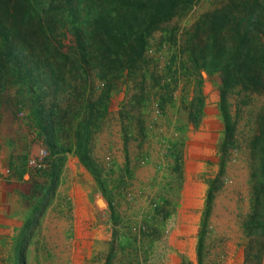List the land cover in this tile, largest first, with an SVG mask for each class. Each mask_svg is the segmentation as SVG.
Segmentation results:
<instances>
[{
	"label": "rangeland",
	"instance_id": "374dc122",
	"mask_svg": "<svg viewBox=\"0 0 264 264\" xmlns=\"http://www.w3.org/2000/svg\"><path fill=\"white\" fill-rule=\"evenodd\" d=\"M236 1L43 0V264L264 260L249 224L259 178L249 164L253 109L234 100L239 149L203 228L225 124L221 75L198 69L191 52L198 35L217 37V17ZM73 4L97 36L84 49ZM6 5L0 264H42V0ZM108 10L115 17L102 33L94 21ZM255 99L257 114L264 94Z\"/></svg>",
	"mask_w": 264,
	"mask_h": 264
},
{
	"label": "trees",
	"instance_id": "16d2710c",
	"mask_svg": "<svg viewBox=\"0 0 264 264\" xmlns=\"http://www.w3.org/2000/svg\"><path fill=\"white\" fill-rule=\"evenodd\" d=\"M6 6V0H0V29L6 28L4 20L7 13ZM70 8L79 23L74 26L77 44L80 49H84L88 35L97 36L90 32L91 19L87 15L80 17L81 11L76 13L77 11L74 10L77 7L74 4ZM94 11L99 13V10ZM108 11L107 15L102 16L103 18L94 21L95 25H99V23L104 25L102 33L107 29L106 24L112 23V17H115L111 10ZM217 19H219L215 30L217 37L211 40L207 34L205 36L198 35V44L191 52V60L196 63L198 69H203L210 75L217 72L221 75L220 106L225 124L224 137L220 146L221 170L210 183L203 228L206 227L208 221L214 188L225 174L227 164L231 159V150L239 149L234 145L235 123L237 122L233 119L234 100L237 105L243 103L253 109L252 111L247 108L248 119L252 123L248 148L250 150L249 164L250 169L256 170L254 176L259 178L258 184L254 187L256 196L253 200L252 213L249 215V224L258 236L259 250L264 253V103L257 114L254 110L255 100H257L255 98H261L264 94V0H237L234 3L233 12L222 13ZM229 27H235L232 33L227 31ZM119 38L117 37L115 40ZM104 41L106 40L104 39ZM107 45L111 44L107 43ZM213 51H217L218 54L216 55ZM241 109L240 106L239 111ZM79 155L83 164L96 176L83 154ZM203 243L204 231L199 239L200 257H202ZM263 261V259H258L257 264H263ZM247 262L250 261L247 260ZM200 264H203L202 258Z\"/></svg>",
	"mask_w": 264,
	"mask_h": 264
},
{
	"label": "built area",
	"instance_id": "2783aa9c",
	"mask_svg": "<svg viewBox=\"0 0 264 264\" xmlns=\"http://www.w3.org/2000/svg\"><path fill=\"white\" fill-rule=\"evenodd\" d=\"M41 152H42V151H41ZM43 153H44V152H43ZM31 162H32L33 164H37V163L35 162V160H32ZM38 165H39V164H38Z\"/></svg>",
	"mask_w": 264,
	"mask_h": 264
},
{
	"label": "water",
	"instance_id": "95a60500",
	"mask_svg": "<svg viewBox=\"0 0 264 264\" xmlns=\"http://www.w3.org/2000/svg\"><path fill=\"white\" fill-rule=\"evenodd\" d=\"M100 204H102V203H100Z\"/></svg>",
	"mask_w": 264,
	"mask_h": 264
}]
</instances>
